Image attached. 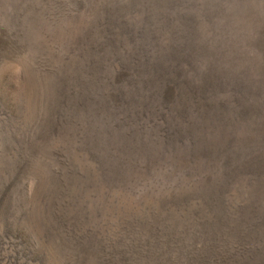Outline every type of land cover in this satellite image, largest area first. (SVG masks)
Returning <instances> with one entry per match:
<instances>
[{
    "label": "rangeland",
    "instance_id": "1",
    "mask_svg": "<svg viewBox=\"0 0 264 264\" xmlns=\"http://www.w3.org/2000/svg\"><path fill=\"white\" fill-rule=\"evenodd\" d=\"M76 151L128 225L68 226ZM0 161V264H264V0H0Z\"/></svg>",
    "mask_w": 264,
    "mask_h": 264
},
{
    "label": "bare ground",
    "instance_id": "2",
    "mask_svg": "<svg viewBox=\"0 0 264 264\" xmlns=\"http://www.w3.org/2000/svg\"><path fill=\"white\" fill-rule=\"evenodd\" d=\"M120 32V31H119ZM117 62V61H116ZM111 67V66H110ZM117 68V67H116ZM120 68V67H119ZM63 96V95H62ZM198 96V95H197ZM64 98V97H63ZM128 100V99H127ZM126 100V102H127ZM89 102V101H88ZM125 102V103H126ZM60 102L57 103L59 105ZM100 104V103H99ZM129 105V104H128ZM140 105V104H139ZM61 106V105H60ZM90 106V105H89ZM136 106V105H135ZM134 107V106H133ZM137 107V106H136ZM129 108V107H128ZM132 107H130L131 109ZM143 108V107H141ZM145 108V107H144ZM124 111V110H123ZM126 111V110H125ZM147 111V110H146ZM106 112V111H105ZM185 112V111H184ZM122 113V112H121ZM124 113V112H123ZM133 113V111H132ZM66 114V113H65ZM109 114V113H108ZM107 114V115H108ZM129 114V112H128ZM141 114V113H140ZM148 114V113H146ZM150 114V113H149ZM112 115V114H111ZM119 115V113H118ZM124 115H126L124 113ZM123 115V116H124ZM130 115V114H129ZM114 116V115H113ZM144 116V115H143ZM142 116V117H143ZM146 116V115H145ZM112 117V116H111ZM118 117V116H117ZM136 116H134L135 118ZM141 117V116H140ZM139 117V118H140ZM147 117V116H146ZM145 117V118H146ZM116 118V117H115ZM127 118V117H126ZM132 118V117H131ZM54 119V118H53ZM108 119V118H107ZM136 119V118H135ZM144 119V118H143ZM142 119V120H143ZM152 119V123H157L161 119L157 114H155L154 118ZM109 120V119H108ZM125 120V119H124ZM141 120V121H142ZM120 121V120H119ZM151 120L149 118L143 120L144 124L150 125L152 124L150 122ZM183 121V120H182ZM116 123V121H114ZM161 122V121H160ZM159 122V123H160ZM140 123V122H138ZM127 124V123H126ZM133 125V124H131ZM145 125V127H146ZM135 126V125H134ZM155 126V125H154ZM159 127V126H158ZM150 128V127H149ZM157 129V128H156ZM137 130V129H136ZM149 130V129H148ZM159 133L164 134L167 132V127L161 125L159 129H157ZM160 136V135H159ZM77 152V151H76ZM56 153V152H55ZM3 158V157H1ZM6 159V158H5ZM4 159H2L3 161ZM67 162L69 163L70 169L75 174V178L73 180L72 186L70 187L69 194L67 196L68 202L67 205L72 208V211H70V214H67L68 218L67 224L68 226H72L74 228V231H82L84 233L90 232L93 234H98L97 232L100 230L103 231L104 225H108L112 217L117 219L116 221H119L121 223H124L128 225L129 221L132 220L131 217V202H125L123 207L120 208L118 199H115L113 196L106 198V195L103 193L104 190L107 188L106 183L102 180V175L99 173L98 167L96 164H92V162H88L91 160V157L89 154L83 152L73 154V156H69L66 158ZM1 162V161H0ZM66 162V163H67ZM94 162V161H93ZM1 164V163H0ZM91 164V165H90ZM208 165V164H207ZM91 167L92 169H88V167ZM65 171V170H64ZM63 171V172H64ZM70 171V170H69ZM68 171V172H69ZM70 173V172H69ZM71 174V173H70ZM65 175V173H64ZM65 177V176H64ZM108 196V195H107ZM124 199V198H123ZM187 200V199H186ZM194 200V199H193ZM202 201V200H201ZM182 202V201H181ZM191 203V202H190ZM189 203V204H190ZM98 204H101V211L99 213V207ZM203 204V203H202ZM186 205V204H185ZM192 205V204H191ZM197 206V205H196ZM69 207V208H70ZM185 207V206H184ZM183 207V208H184ZM187 207V205H186ZM204 207V206H203ZM175 210L176 207L173 206ZM182 208H180L181 210ZM134 210V209H133ZM186 212L189 216L195 215L198 218L202 215V210L198 209L196 207H192L187 209ZM68 211V210H67ZM129 211V212H128ZM161 211V210H160ZM69 212V211H68ZM128 212V213H127ZM173 212V211H172ZM178 212V211H177ZM102 213V214H101ZM176 213V211H175ZM74 214V215H73ZM148 214V213H147ZM181 214V213H180ZM205 214V213H203ZM100 215V216H99ZM179 215V214H178ZM186 214H184L185 216ZM183 216V215H182ZM183 216V217H184ZM185 216V219H182L179 226H182V224H187L190 220V217ZM197 219V218H196ZM80 220L82 222H80ZM200 220V219H199ZM74 221V222H73ZM113 221V220H112ZM114 222V221H113ZM81 223V224H79ZM99 224V225H98ZM103 224V227H102ZM119 224V223H118ZM173 224V223H172ZM120 225V224H119ZM99 230H96L97 227ZM123 226V225H122ZM130 226V225H129ZM106 227V226H105ZM180 228V227H179ZM79 231V232H80ZM97 231V232H96ZM78 232V233H79ZM71 233V232H70ZM81 233V232H80ZM264 236V235H263ZM250 241V240H249ZM255 248V247H254ZM254 250V249H253Z\"/></svg>",
    "mask_w": 264,
    "mask_h": 264
}]
</instances>
